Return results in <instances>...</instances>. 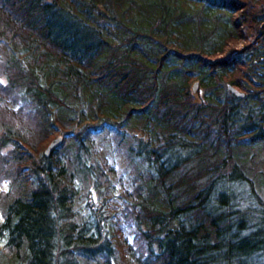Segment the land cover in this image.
<instances>
[{"label": "trees", "instance_id": "obj_1", "mask_svg": "<svg viewBox=\"0 0 264 264\" xmlns=\"http://www.w3.org/2000/svg\"><path fill=\"white\" fill-rule=\"evenodd\" d=\"M135 114L152 125L114 193L94 136ZM263 142L264 0H0V264H129L113 199L133 263L264 264V197L236 154Z\"/></svg>", "mask_w": 264, "mask_h": 264}, {"label": "rangeland", "instance_id": "obj_2", "mask_svg": "<svg viewBox=\"0 0 264 264\" xmlns=\"http://www.w3.org/2000/svg\"><path fill=\"white\" fill-rule=\"evenodd\" d=\"M221 9H211L207 8L206 15L208 18H203L201 20V23L204 25H209L211 26L212 24H215V22L219 23V27H217L214 31V36L213 38H217L216 36L219 35H224V29L226 26L223 25V22L221 21ZM224 12V11H222ZM220 13V14H219ZM215 14L217 15L218 19H216L214 16ZM219 34H218V33ZM218 39V38H217ZM218 42H220V39H218ZM196 89L198 88V85H195ZM200 87V86H199ZM202 87L199 88L200 92H202ZM152 125V121L150 118H144L143 116H137L136 114L129 119L127 127L125 129V135L123 137H119L118 135L112 134V133H106L104 130L97 136H94V141L96 145V152L97 156H99V159L103 162L106 161L107 165L111 164L114 166L112 171L109 173L110 180L113 183L115 189L114 193L117 192L122 183L125 185L129 186L132 182V175H130V171L132 170L134 164H137V160H130V157L132 155L129 154L127 151L126 145L129 141L133 140V135L137 133V135H144L146 134L143 132V130H146L150 128ZM236 154L238 158L240 159H245L247 162L250 163V165L253 166L254 169V180H256V186L259 187L260 190H262V195L264 197V142L263 143H256L255 145L253 144L252 146H239L237 148ZM133 162V163H132ZM89 182V181H88ZM89 184V183H88ZM3 188V185L0 183V189ZM79 190V196L78 199V208L80 210H83L86 208L87 204H94L95 205V193L89 191V195L87 196L86 190L89 188V185H86L82 183L78 186ZM87 193V194H86ZM94 200V201H93ZM121 204L119 202V199H113L112 201L109 202V209L105 212H109L110 216L109 218V223L113 226V234L114 238L119 240L118 245V250L119 254L121 255L128 261L129 264H136L133 263L135 262L132 260V257L129 256L128 252H125L123 250L124 248V242H131V245L133 247L137 246V241L134 239V233L132 230L134 228L132 227H127L129 224L130 218L126 217L123 213V211L120 208ZM110 207H113V211L110 209ZM82 212H85L83 210Z\"/></svg>", "mask_w": 264, "mask_h": 264}, {"label": "water", "instance_id": "obj_3", "mask_svg": "<svg viewBox=\"0 0 264 264\" xmlns=\"http://www.w3.org/2000/svg\"><path fill=\"white\" fill-rule=\"evenodd\" d=\"M197 84L196 81H193L192 82V90H196V87L195 85ZM228 86V90H230V92H232L233 94L235 95H242L243 94V91H241V89H237L235 88V86H232L230 84L227 85ZM60 139H62V136L58 135V136H55L54 138L52 137L51 140L48 142V144L45 146V149H43V153L44 154H48L49 150H51V146H53L55 143H57L58 141H60Z\"/></svg>", "mask_w": 264, "mask_h": 264}]
</instances>
